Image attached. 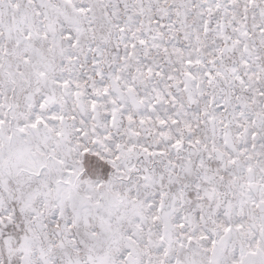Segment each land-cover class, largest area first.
I'll use <instances>...</instances> for the list:
<instances>
[{
	"label": "snow or ice",
	"instance_id": "snow-or-ice-1",
	"mask_svg": "<svg viewBox=\"0 0 264 264\" xmlns=\"http://www.w3.org/2000/svg\"><path fill=\"white\" fill-rule=\"evenodd\" d=\"M0 264H264V0H0Z\"/></svg>",
	"mask_w": 264,
	"mask_h": 264
}]
</instances>
